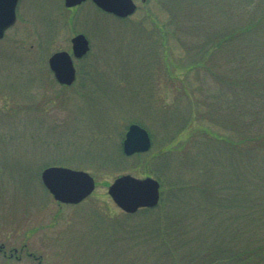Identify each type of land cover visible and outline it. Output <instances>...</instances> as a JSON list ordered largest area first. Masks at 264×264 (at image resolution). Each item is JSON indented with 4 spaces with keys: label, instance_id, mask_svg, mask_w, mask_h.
Masks as SVG:
<instances>
[{
    "label": "rangeland",
    "instance_id": "374dc122",
    "mask_svg": "<svg viewBox=\"0 0 264 264\" xmlns=\"http://www.w3.org/2000/svg\"><path fill=\"white\" fill-rule=\"evenodd\" d=\"M134 1L126 17L19 1L0 38V244L43 264H245L231 255L264 246V0ZM79 32L91 49L61 84L49 58ZM131 123L149 151L124 153ZM50 165L96 188L61 203L41 179ZM123 173L157 177L160 204L122 210L108 188ZM24 257L0 264H38Z\"/></svg>",
    "mask_w": 264,
    "mask_h": 264
},
{
    "label": "water",
    "instance_id": "95a60500",
    "mask_svg": "<svg viewBox=\"0 0 264 264\" xmlns=\"http://www.w3.org/2000/svg\"><path fill=\"white\" fill-rule=\"evenodd\" d=\"M85 0H65L66 6H74ZM19 0H0V37L17 20ZM102 9L119 16L132 14L137 4L134 0H94ZM73 54L83 57L90 49L84 33L72 38ZM49 65L56 79L62 84H72L76 79L73 55L67 50L53 53ZM152 146L151 136L146 128L131 123L123 142L128 155L148 151ZM42 180L53 197L65 203H78L89 196L96 188L95 177L87 170L62 165H51L42 171ZM108 192L115 203L124 211L133 213L142 207H154L161 198V183L151 175L136 177L131 173L118 175L109 185Z\"/></svg>",
    "mask_w": 264,
    "mask_h": 264
},
{
    "label": "trees",
    "instance_id": "16d2710c",
    "mask_svg": "<svg viewBox=\"0 0 264 264\" xmlns=\"http://www.w3.org/2000/svg\"><path fill=\"white\" fill-rule=\"evenodd\" d=\"M247 28L249 27H246V28H240V29H237L239 34L237 33H229V32H226L225 34H222L220 38H218L216 40L215 43H211L212 45L214 44L215 46H218L219 45V41L221 39H223V36H225V39H234L233 36H240L241 34H244L245 32H247ZM222 42V41H221ZM220 42V44H221ZM210 44V45H211ZM194 66V65H193ZM191 66V67H193ZM260 140H261V143L262 145H264V137H259ZM153 208H147V210H152ZM264 246H257V247H253L251 249H248V251H246L245 253L244 252H235L231 255V259H234V260H241V261H245V264H260L261 263V259L264 257ZM214 252H210L207 254V258H202V262L200 264H213V261L217 258H215V255L213 254ZM236 258V259H235ZM196 261V259H195ZM197 264H199L197 261H196ZM193 260L192 261H189L187 262L186 264H196Z\"/></svg>",
    "mask_w": 264,
    "mask_h": 264
},
{
    "label": "flooded vegetation",
    "instance_id": "af4514ba",
    "mask_svg": "<svg viewBox=\"0 0 264 264\" xmlns=\"http://www.w3.org/2000/svg\"><path fill=\"white\" fill-rule=\"evenodd\" d=\"M89 1V0H87ZM85 1V2H87ZM83 2V3H85ZM82 3V4H83ZM80 5H77L75 7H67L68 9L72 10V9H77ZM8 246L5 243H1L0 244V254L3 255V257L7 260H22L24 257V253L27 255V257L32 258L34 260L38 261V264H43V256H37L35 252L31 251L28 244H24L22 245L20 248L13 246L10 247L9 250L7 248Z\"/></svg>",
    "mask_w": 264,
    "mask_h": 264
}]
</instances>
